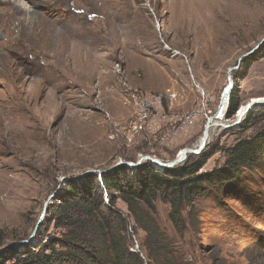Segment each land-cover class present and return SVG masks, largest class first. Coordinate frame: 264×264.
<instances>
[{"label": "rangeland", "instance_id": "rangeland-1", "mask_svg": "<svg viewBox=\"0 0 264 264\" xmlns=\"http://www.w3.org/2000/svg\"><path fill=\"white\" fill-rule=\"evenodd\" d=\"M60 8L57 24L44 31L48 46L34 43L45 56V66L31 65L34 84L12 81L16 74L5 79L19 88L23 111L1 122L17 134L0 136V230L7 237L0 252L62 239L66 230L43 216L45 206L73 190L83 194L91 174L108 202V173L100 172L126 166L131 175L136 168L128 164L141 158L169 163L181 150L196 151L230 77L241 105L264 98V43L255 50L264 40V0H69ZM253 50L246 68L239 61ZM256 105L244 118L227 119L226 109L215 121L201 173L224 168L232 147L264 133V104ZM205 190L183 209L181 229L169 204L157 201L153 233L117 199L123 241L142 261L128 264H264V155L233 181ZM39 220L41 237L33 235Z\"/></svg>", "mask_w": 264, "mask_h": 264}, {"label": "trees", "instance_id": "trees-1", "mask_svg": "<svg viewBox=\"0 0 264 264\" xmlns=\"http://www.w3.org/2000/svg\"><path fill=\"white\" fill-rule=\"evenodd\" d=\"M246 58L247 66L252 61ZM236 79V78H235ZM239 81L236 79V82ZM238 84L231 93L227 119H233L241 105ZM251 115L249 114V117ZM210 152L201 154L195 163L187 160L173 169H158L145 161L131 175L126 166H122L102 177V184L108 190L110 200L106 202L100 194V181L91 174L83 194L70 191V197L59 196L58 204L49 206L47 213L52 214L55 226L66 230L63 238L47 239L46 244L38 246H11L0 252V264H53V262H105L128 264L142 262L135 252L125 245L122 233L124 226L118 220L115 209L117 199L122 200L130 215L146 232L153 233L157 228L153 214L156 202L163 201L171 207V218L178 229L183 221V209L205 193L206 186H216L234 180L245 167L264 155V133L254 140L236 144L228 152L224 168L211 173H201ZM115 194L117 197H115ZM154 227V228H152ZM92 235V237H90ZM37 236L41 237L40 229ZM7 237L0 230V248L6 245ZM95 246L90 254V247ZM87 246V249L84 248ZM59 248V250H58ZM92 255L96 256L93 261Z\"/></svg>", "mask_w": 264, "mask_h": 264}, {"label": "bare ground", "instance_id": "bare-ground-1", "mask_svg": "<svg viewBox=\"0 0 264 264\" xmlns=\"http://www.w3.org/2000/svg\"><path fill=\"white\" fill-rule=\"evenodd\" d=\"M67 1L69 0H0V34L5 33V37L3 39H0V136L17 134V130L13 127H8L4 130L1 122L9 120V122L12 123L16 119V117H19L21 111H23V108L17 104L18 100L21 101L20 99H18L20 98L18 93L19 88H17L16 84L12 85L10 82H8V85L5 79L9 75L16 74L15 80L12 81L16 83L22 82V84H34L35 68H33V66L31 65H36L37 68H40L39 66H45V64L43 65L42 62L39 61L45 56H43V53L38 50V47L34 46V43H40L39 49L40 47L44 49L46 46H48L49 39L44 36V31L49 28L48 26H54L57 24L58 18L55 17L57 15L56 12L61 9L60 6L62 3H65ZM56 6L58 8L53 11V7ZM77 13H79L80 15L82 14V12L80 11H77ZM74 16L72 15V17ZM72 21H74V19ZM227 88H225V90ZM256 104H264V98H255L250 101L249 104L242 105L237 112L236 118H244L249 109ZM28 106L26 114L29 113L30 115L31 109H29ZM222 118L223 117L219 115L218 118L210 120L207 123L203 132V136L199 143V148L196 151L191 148L181 150L178 154L177 159L183 158L186 150H192L195 155L201 154L210 140L212 129L216 126L215 121L219 120L218 122H220ZM201 147L204 148L201 149ZM157 162L158 163L155 166L163 169L162 164H164L165 162L159 160H157Z\"/></svg>", "mask_w": 264, "mask_h": 264}, {"label": "water", "instance_id": "water-1", "mask_svg": "<svg viewBox=\"0 0 264 264\" xmlns=\"http://www.w3.org/2000/svg\"><path fill=\"white\" fill-rule=\"evenodd\" d=\"M262 43H264V40L261 42V44L259 45V46H257V48L255 49V50H257V49H259V47L262 45ZM255 50H253L251 53H249V54H246V55H244L242 58H241V60L239 61V63H241L245 58H249L253 53H254V51ZM233 70H235V68H233V69H231L230 70V73H232V71ZM234 82H233V80L231 79V77L229 78V87L226 89V90H224V93H223V95H222V100H221V104H220V109H219V114H218V116L219 115H222V113H223V111L224 110H226V109H228V104H229V100H230V96H231V93L233 92V90H234ZM217 116V117H218ZM216 117V118H217ZM215 119V118H214ZM213 120V119H212ZM204 147H201V149H203ZM200 149V150H201ZM189 154H194V152L192 151V150H186L185 151V155H184V157L183 158H181V159H177V160H174V161H172V162H169V163H164V164H162V167H163V169H173L174 167H176V166H178V165H180V164H182V163H184L186 160H187V158H188V155ZM144 161H148V162H151L152 164H154V165H156L158 162H157V160H155V159H153V158H150V157H144V158H141L140 159V161L137 163V164H135V163H131V164H128V166L129 167H133V168H138ZM159 169H161V168H159ZM162 169V170H163ZM113 170H115V168H113L112 170H110V171H108V172H100V175H103V174H107V173H110V172H112ZM90 172H88L87 174H89ZM47 205L48 204H46V206H45V210H44V214H43V216H45V214H46V211H47ZM41 224V220H39V222H38V224H37V226H36V228H35V230H34V234L33 235H36V233H37V231H38V227H39V225ZM29 242V241H28ZM25 243H27V242H25Z\"/></svg>", "mask_w": 264, "mask_h": 264}]
</instances>
